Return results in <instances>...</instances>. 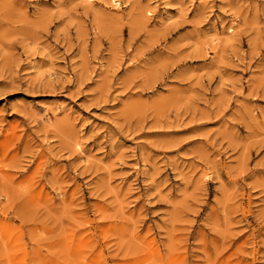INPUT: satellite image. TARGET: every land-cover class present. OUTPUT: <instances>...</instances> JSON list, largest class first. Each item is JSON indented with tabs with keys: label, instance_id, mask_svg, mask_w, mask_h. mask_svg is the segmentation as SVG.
<instances>
[{
	"label": "rangeland",
	"instance_id": "374dc122",
	"mask_svg": "<svg viewBox=\"0 0 264 264\" xmlns=\"http://www.w3.org/2000/svg\"><path fill=\"white\" fill-rule=\"evenodd\" d=\"M0 264H264V0H0Z\"/></svg>",
	"mask_w": 264,
	"mask_h": 264
}]
</instances>
